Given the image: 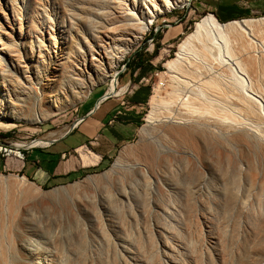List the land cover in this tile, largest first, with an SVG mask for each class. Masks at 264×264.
<instances>
[{"label":"bare ground","instance_id":"bare-ground-1","mask_svg":"<svg viewBox=\"0 0 264 264\" xmlns=\"http://www.w3.org/2000/svg\"><path fill=\"white\" fill-rule=\"evenodd\" d=\"M188 1L1 0L0 118L42 121L74 106L96 85L108 81L110 88L105 94L118 95L116 70L131 46L141 40L157 16ZM252 40L264 48V17L222 25L209 15L194 24L193 31L178 44L175 58L165 64L175 72L186 63L182 72L188 80L184 85L187 96L176 91L173 100H152L147 121L158 127V140L134 152L131 165L125 158L133 151H123L103 177H109L107 184L113 187L112 175L124 167L134 185L123 188L121 194L107 193L105 198L95 199L97 207L124 204L131 209L142 204L150 220L152 215L168 213L163 192L172 190L169 178H177L185 189L194 190L215 166L225 172L239 170L237 176L248 179L251 185L261 178L264 193V113L258 101L259 93L264 97V63L263 87L258 88V94L245 89L244 84L245 73H257V43ZM222 48L230 63L220 68L214 60ZM174 86L177 89L179 85ZM70 128L51 131L13 148L49 145ZM33 185L26 177L19 181L0 177V223L5 214L12 228L25 230L19 241L25 257L1 256L0 264H102L98 257L68 256L62 250L59 231L44 228L42 232L40 212L59 199L60 192L41 196L31 190ZM178 201L175 208L188 207V200L180 197ZM251 225L254 254L264 257V218L254 215ZM129 259L134 261V257Z\"/></svg>","mask_w":264,"mask_h":264},{"label":"rangeland","instance_id":"rangeland-1","mask_svg":"<svg viewBox=\"0 0 264 264\" xmlns=\"http://www.w3.org/2000/svg\"><path fill=\"white\" fill-rule=\"evenodd\" d=\"M21 1L16 0L18 3ZM209 15H212L222 25L246 19L257 20L264 17V0H189L179 4L171 12L157 16L141 40L131 46L116 70L118 83L116 89L119 94L133 92L141 85L149 88V97L137 137L126 144L106 167L91 171L75 182L44 188L26 177L30 183L35 185L31 190L40 192V195L60 192V198L49 203L40 212V217L41 221L43 220L41 222L42 232L44 228L49 231H59L62 250L66 254L68 252V256L98 257L102 260V264H264V257L255 256L249 238L254 215L258 214L260 218H264V193L260 189L262 179L258 178L257 182L251 185L248 179L237 176L236 173L239 170L229 169L225 172L215 166L210 175H206L203 182H200L194 190L185 189L177 178H169L168 183L172 185V190L163 192L165 193V204L169 207L168 213L159 214L156 217L152 215L150 220L145 215L148 212L142 204L131 209L124 204H114V207L113 205L101 206L100 208L94 204L95 199V201L101 200L106 197L107 193L118 195L121 194L123 188L134 185L124 167L112 175V179H115L113 187L107 184L109 177L103 176L112 169L124 150L129 148L133 151L130 157L125 158V162L131 165L135 162L134 152L138 153L148 142L151 144L158 140V127L147 121L148 114L152 110L153 99L167 102L180 93L187 96L185 89L187 87L184 85L188 84V80L182 72L186 63L182 62L178 71L175 70V72L167 69L165 64L175 58L178 44L193 31L194 24ZM252 41L256 42V40ZM141 49H143V57L153 56L151 62L143 69L129 68L126 63L136 51ZM255 49L254 54L258 58L255 56L257 73L256 71L245 73L244 84H246L245 89H251V92L257 93L263 87L261 75L264 68V48L257 43ZM223 53L225 51L222 48L217 52L214 60H217L214 64L218 63L217 66L220 68L230 63V58ZM217 56L221 63L218 62ZM179 70L182 76L178 74ZM247 77L251 83L246 81V79L249 81ZM160 81L163 85L157 88ZM174 85H179L178 87L183 90L178 87L175 89ZM109 88V81L98 84L82 101L42 121L0 118V161L8 157L22 160L24 152L29 148L16 150L10 146L30 143L51 131L71 127L81 113L80 107L91 97L104 95ZM122 88H124L123 91ZM176 91L180 93L176 94ZM258 95L261 96L258 101L264 113V97L260 93ZM109 96L117 95L110 94ZM169 127L171 125L167 128ZM0 177L19 181L25 176L12 171H0ZM28 186H30L29 183ZM180 197L189 201L185 209L175 208ZM258 201H260L259 204ZM12 227L4 214V220L0 223V252H3L0 257H25L19 246L20 238L25 230L21 227L16 231ZM14 231L16 233H13ZM261 239V244H263L264 235H261ZM13 251H16L15 254ZM129 257H134V261Z\"/></svg>","mask_w":264,"mask_h":264},{"label":"crops","instance_id":"crops-1","mask_svg":"<svg viewBox=\"0 0 264 264\" xmlns=\"http://www.w3.org/2000/svg\"><path fill=\"white\" fill-rule=\"evenodd\" d=\"M102 97H91L80 107L77 119L82 120L75 128L49 145L29 148L22 160L8 157L0 161V171L22 174L41 187L53 188L106 167L137 137L149 88L141 85L133 92L100 101Z\"/></svg>","mask_w":264,"mask_h":264},{"label":"trees","instance_id":"trees-1","mask_svg":"<svg viewBox=\"0 0 264 264\" xmlns=\"http://www.w3.org/2000/svg\"><path fill=\"white\" fill-rule=\"evenodd\" d=\"M142 51H143V49H141L140 51H136L131 56V58L126 63L127 66H129V68H132V69H143L146 65H148L151 62L153 56L143 57L142 56Z\"/></svg>","mask_w":264,"mask_h":264},{"label":"water","instance_id":"water-1","mask_svg":"<svg viewBox=\"0 0 264 264\" xmlns=\"http://www.w3.org/2000/svg\"><path fill=\"white\" fill-rule=\"evenodd\" d=\"M109 97H110L109 95L104 94L100 101L105 100V99H107V98H109ZM81 120H82V119H77V120L71 125L70 130H72L73 128H75V127L77 126V124H78L79 122H81ZM68 132H69V131H68ZM10 147H13V146H10ZM10 151H11V150H10Z\"/></svg>","mask_w":264,"mask_h":264},{"label":"built area","instance_id":"built-area-1","mask_svg":"<svg viewBox=\"0 0 264 264\" xmlns=\"http://www.w3.org/2000/svg\"><path fill=\"white\" fill-rule=\"evenodd\" d=\"M163 85V83L160 81L157 85V88H160ZM111 97V96H110Z\"/></svg>","mask_w":264,"mask_h":264}]
</instances>
